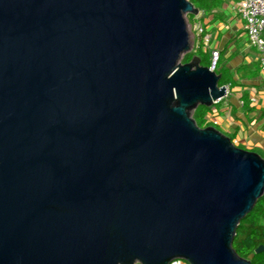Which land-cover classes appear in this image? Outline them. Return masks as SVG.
Here are the masks:
<instances>
[{"label": "water", "instance_id": "water-1", "mask_svg": "<svg viewBox=\"0 0 264 264\" xmlns=\"http://www.w3.org/2000/svg\"><path fill=\"white\" fill-rule=\"evenodd\" d=\"M198 13L0 0V264H250L233 240L264 157L192 117L227 95L182 62Z\"/></svg>", "mask_w": 264, "mask_h": 264}, {"label": "crops", "instance_id": "crops-1", "mask_svg": "<svg viewBox=\"0 0 264 264\" xmlns=\"http://www.w3.org/2000/svg\"><path fill=\"white\" fill-rule=\"evenodd\" d=\"M237 0H223L211 13L195 15L194 24L203 31L196 32V42L207 49H216L220 64L232 74L227 95L213 106L209 120L233 142L245 149H253L264 157V72L260 68L257 51L247 41L243 21L233 9ZM195 42V43H196Z\"/></svg>", "mask_w": 264, "mask_h": 264}, {"label": "trees", "instance_id": "trees-1", "mask_svg": "<svg viewBox=\"0 0 264 264\" xmlns=\"http://www.w3.org/2000/svg\"><path fill=\"white\" fill-rule=\"evenodd\" d=\"M190 1L200 11V17L211 13L223 3V0ZM187 19L189 24L192 25L195 21V16L188 14ZM193 55H196L199 58L201 65L210 67L211 51L208 50L207 47H204L202 42H196L193 50L190 53L185 54L182 62L189 61ZM213 70L220 75L219 85L229 84L230 86L232 84V74L227 67H224L220 64L219 57L215 62ZM212 113V105H198L193 111L192 117L199 127L214 126L218 129V126L209 120V117H211ZM228 136L231 138V140L233 139V136ZM237 146L241 147L239 145ZM250 150L254 151L253 149ZM260 244L264 245V193L257 200L252 210L248 212L246 216L239 222L235 231L233 248L241 257L249 259L250 264H264V252L255 253V249Z\"/></svg>", "mask_w": 264, "mask_h": 264}, {"label": "built area", "instance_id": "built-area-1", "mask_svg": "<svg viewBox=\"0 0 264 264\" xmlns=\"http://www.w3.org/2000/svg\"><path fill=\"white\" fill-rule=\"evenodd\" d=\"M233 9L243 21L247 41L250 46L256 49L260 68L264 72V0H237L233 4ZM194 27L197 29L198 34L203 31L200 24H195ZM207 41L208 37L204 36V47H207ZM210 51V68L214 69L215 62L218 58V51L216 49ZM224 86L227 91V85ZM169 264H183V262L180 259H176Z\"/></svg>", "mask_w": 264, "mask_h": 264}, {"label": "rangeland", "instance_id": "rangeland-1", "mask_svg": "<svg viewBox=\"0 0 264 264\" xmlns=\"http://www.w3.org/2000/svg\"><path fill=\"white\" fill-rule=\"evenodd\" d=\"M187 15L188 14H186L185 16H186V20H187V28H188V32H189V39L191 41V49L188 51V53H190L193 50L194 46H195L196 32H197L196 30L197 29L194 27L195 26L194 23L192 25L189 24L188 19H187ZM184 56H185V54L183 55L182 60H183ZM182 262H183V264H189L187 261H185L183 259H182Z\"/></svg>", "mask_w": 264, "mask_h": 264}]
</instances>
